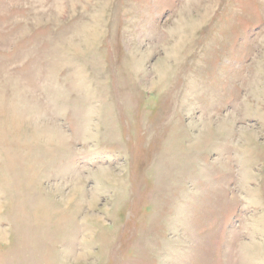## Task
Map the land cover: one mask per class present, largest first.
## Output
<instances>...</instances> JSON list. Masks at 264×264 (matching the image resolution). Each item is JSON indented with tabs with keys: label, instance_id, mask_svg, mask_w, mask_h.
I'll return each mask as SVG.
<instances>
[{
	"label": "rangeland",
	"instance_id": "374dc122",
	"mask_svg": "<svg viewBox=\"0 0 264 264\" xmlns=\"http://www.w3.org/2000/svg\"><path fill=\"white\" fill-rule=\"evenodd\" d=\"M0 264H264V0H0Z\"/></svg>",
	"mask_w": 264,
	"mask_h": 264
}]
</instances>
